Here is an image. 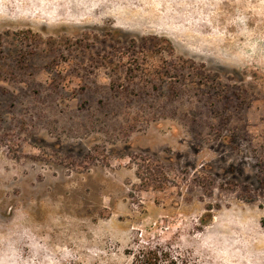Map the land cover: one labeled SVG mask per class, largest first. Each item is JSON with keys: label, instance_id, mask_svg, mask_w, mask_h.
<instances>
[{"label": "rangeland", "instance_id": "obj_1", "mask_svg": "<svg viewBox=\"0 0 264 264\" xmlns=\"http://www.w3.org/2000/svg\"><path fill=\"white\" fill-rule=\"evenodd\" d=\"M147 248L264 264V0H0V264Z\"/></svg>", "mask_w": 264, "mask_h": 264}, {"label": "trees", "instance_id": "obj_2", "mask_svg": "<svg viewBox=\"0 0 264 264\" xmlns=\"http://www.w3.org/2000/svg\"><path fill=\"white\" fill-rule=\"evenodd\" d=\"M247 202L253 203L252 199L249 198H244ZM143 255V259L138 262H141L142 264H160L161 258H163V255L159 250L157 249H152V248H147L145 250Z\"/></svg>", "mask_w": 264, "mask_h": 264}]
</instances>
